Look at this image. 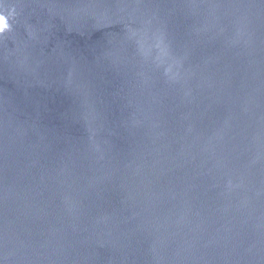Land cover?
Instances as JSON below:
<instances>
[{
  "label": "water",
  "instance_id": "1",
  "mask_svg": "<svg viewBox=\"0 0 264 264\" xmlns=\"http://www.w3.org/2000/svg\"><path fill=\"white\" fill-rule=\"evenodd\" d=\"M0 15V264H264V0Z\"/></svg>",
  "mask_w": 264,
  "mask_h": 264
},
{
  "label": "clouds",
  "instance_id": "2",
  "mask_svg": "<svg viewBox=\"0 0 264 264\" xmlns=\"http://www.w3.org/2000/svg\"><path fill=\"white\" fill-rule=\"evenodd\" d=\"M8 28L7 19L5 16L0 15V33L5 31Z\"/></svg>",
  "mask_w": 264,
  "mask_h": 264
}]
</instances>
